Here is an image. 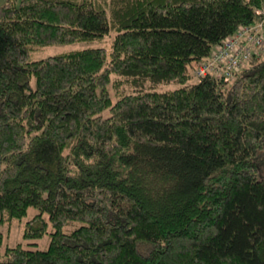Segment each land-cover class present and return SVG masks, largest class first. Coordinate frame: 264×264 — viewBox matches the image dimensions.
Returning <instances> with one entry per match:
<instances>
[{
  "label": "trees",
  "instance_id": "1",
  "mask_svg": "<svg viewBox=\"0 0 264 264\" xmlns=\"http://www.w3.org/2000/svg\"><path fill=\"white\" fill-rule=\"evenodd\" d=\"M263 5L0 4V224L34 207L23 237L50 235L0 264H264V50L198 73Z\"/></svg>",
  "mask_w": 264,
  "mask_h": 264
},
{
  "label": "built area",
  "instance_id": "2",
  "mask_svg": "<svg viewBox=\"0 0 264 264\" xmlns=\"http://www.w3.org/2000/svg\"><path fill=\"white\" fill-rule=\"evenodd\" d=\"M256 13V22L242 26L234 36L225 39L216 48L211 60L198 68V73L232 75L245 59L264 50V5L256 9ZM214 61H221L224 67L215 65Z\"/></svg>",
  "mask_w": 264,
  "mask_h": 264
},
{
  "label": "rangeland",
  "instance_id": "3",
  "mask_svg": "<svg viewBox=\"0 0 264 264\" xmlns=\"http://www.w3.org/2000/svg\"><path fill=\"white\" fill-rule=\"evenodd\" d=\"M5 1L6 0H0V4L4 3ZM102 1L109 2L111 0H102ZM113 36H114V32L111 31V33L105 36L104 39H96V40L89 41V42L88 41H75V42H68V43H58V44L46 45L44 47H37L38 49H36V51L32 53L31 56L34 59H39V58L47 57L49 55L59 54V53H63L69 50H75V49L85 48L89 46H104L110 49ZM245 60H248V59H245ZM242 65H243V62L235 70L239 71ZM203 70L205 71V68H203ZM167 86L174 87L175 84L171 83V84L162 85V87H167ZM108 114H109L108 110H105L103 112V115L105 116ZM259 172H260V175L264 177L263 161H260ZM36 211L37 209H35L34 207H31L27 215H24V217L20 219L14 218L10 221L0 224V235H2V240L0 242V257L5 256L4 250L7 245H14L18 242H22L28 248L45 249L48 247V244L50 241L49 233H46L44 236L40 238H35V239H25L23 237L26 221L30 219Z\"/></svg>",
  "mask_w": 264,
  "mask_h": 264
}]
</instances>
